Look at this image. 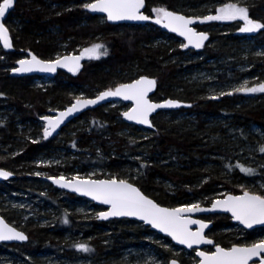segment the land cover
<instances>
[{"label": "trees", "instance_id": "trees-1", "mask_svg": "<svg viewBox=\"0 0 264 264\" xmlns=\"http://www.w3.org/2000/svg\"><path fill=\"white\" fill-rule=\"evenodd\" d=\"M84 1L94 0H16L13 13L5 20L13 48L2 49L5 56H0V102L10 108V120L0 123V167L15 173L16 178L0 183V214L24 231L28 240L22 244H1L0 251L11 260L8 264H131L130 252L150 237L168 245L156 249L165 263L177 258L181 264H189L182 257L183 249L175 255L172 248L176 246L168 237L138 221H99L78 212V202L83 198L54 188L41 176H35L33 169L38 158L54 156L64 158L65 164L39 165L48 171L47 176L98 167V178L111 172L124 179L120 176L122 168L132 164L140 174L126 180L167 207L184 206L199 199L208 204L211 196L222 189L240 194L246 188L233 183L236 179L253 177L264 182V143L259 133L251 132L254 126L264 132V92L222 95L253 75L264 82V28L256 35L254 44H242L239 40L244 37L238 33V23L230 26L220 20L205 22L203 29L211 31L210 42L203 51L212 60L207 63L206 59L192 60L196 51L177 47L171 50L170 45L157 42L164 33L156 26L109 24L106 19L100 22L104 16L90 15L80 8ZM236 1L146 0V12L154 15L151 9L164 8L202 17L208 16V11L216 13L218 5ZM242 1L250 18L264 24V0ZM13 18L18 20L16 26H11ZM194 26L198 30L202 27L198 23ZM95 43L103 44L107 55L86 60L75 76L60 72L57 83L45 91L31 85L35 76L14 77L4 68L15 66L24 51L50 60L61 44L70 49ZM257 47L263 51L257 52ZM206 71L208 77L204 75ZM144 75L157 81L153 100L173 98L185 104L179 110L154 115L152 130L145 131L123 121L122 111L128 105L115 102L81 114L62 128L59 136L34 142L26 139V132L18 135L16 119L31 122L39 119L47 106L70 103L73 88L92 94ZM200 76L205 78L196 79ZM213 96L218 98L211 99ZM251 144L260 145L258 163L237 164L254 170L249 175L234 160L235 151L246 153ZM64 150L70 156H65ZM261 192L264 193L256 191ZM6 195H27L42 203L39 209L31 207L18 212L4 205ZM52 215H56L55 223L41 222ZM212 218L215 221L210 231L220 245H227L229 237L234 243L244 240L235 233H220L222 228L237 227L229 215H209L205 220ZM261 231L264 228L245 231V238ZM78 245H85L90 251H82Z\"/></svg>", "mask_w": 264, "mask_h": 264}, {"label": "snow or ice", "instance_id": "snow-or-ice-1", "mask_svg": "<svg viewBox=\"0 0 264 264\" xmlns=\"http://www.w3.org/2000/svg\"><path fill=\"white\" fill-rule=\"evenodd\" d=\"M145 5V0H94L82 5L88 11L93 13H105L108 21H147L151 17L144 15L141 9ZM14 6V0H2L0 2V41L3 42L5 48L11 47L8 29L5 27L2 19L5 17L9 9ZM153 12L156 18L153 21L156 24L163 23V27L171 32L178 33L187 39L188 44L183 47L192 45L195 48L203 47V42L208 39L204 33H197L190 27L200 18H186L183 15L175 14L164 8H155ZM218 14L208 15L201 19V22L220 20L233 21L242 20L243 27L239 30L244 33L256 32L264 28V24L255 22L249 18L248 9L246 7H238L235 3H229L217 10ZM103 49V52L101 51ZM31 55V53H29ZM84 54L89 59H99L101 55H107V49L103 44H94L90 48L83 50L79 56H65L62 59L57 58L53 62H43L36 56L32 55L31 60H20V67L15 69L17 72H55L57 67H67L69 71L75 72L79 69V61L84 58ZM156 86L154 79L142 77L132 83L122 84L114 90L102 92L96 99L78 98L76 103L61 112L57 119L43 117L47 121V127L44 129V137L51 136L63 119L70 116L81 108L95 105L109 97H121L124 100L134 102V107L130 111L123 113L127 120L135 121L138 124L152 127L149 116L158 108H174L179 107L176 101L168 100L162 104L151 103L148 99V93L153 91ZM237 92H264V84L257 87H247L245 85L236 89ZM231 92L222 93V95H231ZM211 99L218 97L213 96ZM35 142V141H34ZM264 152V148H261ZM240 167L242 172L253 174L252 169ZM11 175L10 172L0 170V177L7 179ZM64 178L54 179L53 182L61 188H71L73 191L80 192L83 195L91 196L93 200H97L102 204L109 205L110 210L101 212L100 219H108L111 217H136L153 228L159 229L161 232L171 236L173 240L182 245L191 248L194 244H212L213 241L206 239L203 235V229L208 227L207 224L200 220L186 218L185 213L204 212L221 210L231 212L232 216L243 224L245 227L251 228L254 224L264 225V196L249 194L247 191L242 196H228L224 200H217L212 204L211 208H202L199 204H193L188 207L168 209L160 207L144 196L139 189L128 183L126 180H91L75 178L74 182L65 183ZM67 223V220H65ZM199 224V231H191L189 225ZM27 237L13 228H10L2 220H0V240H26ZM82 251H90L85 245H78ZM264 240L252 244L251 246L238 247L233 246L231 249H224L215 246V252L208 254L206 252L197 251L196 255L202 259L199 264H249L253 258H257L258 264H264ZM172 264H176L175 261Z\"/></svg>", "mask_w": 264, "mask_h": 264}, {"label": "rangeland", "instance_id": "rangeland-1", "mask_svg": "<svg viewBox=\"0 0 264 264\" xmlns=\"http://www.w3.org/2000/svg\"><path fill=\"white\" fill-rule=\"evenodd\" d=\"M0 2H2V0H0ZM84 3H87V2L84 1L79 6H80L81 9H83L85 12H87V10L82 7V5ZM232 3L237 4L238 7H246L245 5H243L244 2L242 0H238V1L232 2ZM227 4H229V3L218 5L217 8H216V13L212 14V11H208L207 12L208 15H216V14H218L217 10L219 8H221V7H224ZM14 8H15V5H14L13 9L10 11V15L13 13ZM151 11L156 16V14L153 12V9H151ZM248 15H249V11H248ZM203 17H205V16L192 17V18H194V19L195 18H200V19H196V22H195V23H198L199 25L202 26L201 29H199V31H206V32L210 33L211 31L209 29H207V28L203 29L204 28L203 24L205 22H207V21L201 22V19ZM249 18H250V16H249ZM13 19L15 21L14 20L11 21V26H12V24H13V26H16V24H18V20H16V18H13ZM250 19H252V18H250ZM104 20H105V18H102V17L99 19L100 22H103ZM252 20L255 21V22H259V21H256L254 19H252ZM225 22H226V24H228L230 26L233 25L234 23H238L239 24L238 33H239V35H241V32H240L239 29L241 27H243V25H244V22L242 20L237 19V20L225 21ZM163 33H164L163 35H161L159 38H157V40H156L157 42H162V43H165L166 45H170L171 48H172L171 50L175 49L176 47L180 48V49H183V48L187 49L186 47H183V45H185L183 40L180 39V41L177 42V39H179V38H177L176 36L168 34L166 32H163ZM241 36L244 37L243 39L239 40L240 43H242V44H245V43L254 44L256 42L255 41L256 36H244V35H241ZM97 44H99V43H97ZM91 46L85 47L83 45H78V46H76L74 48H70L69 49L67 47V44H61V45H59L60 49L54 54L53 59H50L48 61L56 60L58 57L60 58V57H62L64 55H68V54H82L84 49L90 48ZM204 48L202 50L198 51L196 53V55L191 57L192 60H195V59H206L207 63L212 62L211 59L207 58V54H204V52H203ZM2 49L3 48L0 45V56L3 55L2 54ZM257 50H258L257 52L263 51L262 48H258V47H257ZM28 52H30V51H27V52L24 51V53H21L20 54V59L29 58ZM3 56H5V55H3ZM84 59L85 60H90L88 58L87 54H84ZM16 65L13 66V67L12 66L11 67L5 66L4 68L8 69V71L10 72V75H11V72L16 67ZM196 73H200V72H196ZM204 75H206V77H208L209 73L206 71V72H204ZM35 77L36 78L31 80V82H30L31 85L33 87H35V88H38V89H41L42 91H45L46 89L52 87L53 85H55L57 83L56 79H57L58 76H56L54 78H49V77H44V76H35ZM135 77H137V76H135ZM138 77H140V76H138ZM203 78H205V77H203V76L196 77V79H198V80H203ZM245 82H247V87H249V88L257 87L260 84H264V82H259L258 81L257 76L253 75V76H251V77H249L247 79H244L243 81H241L236 86L230 88L228 92L240 93V92H237L235 90L240 88L241 86L245 85ZM111 88H113V87H111ZM74 90L76 92H74ZM101 91H103V90H96V92L94 91V93H92V94H89V93L87 94L85 89L73 88V91L71 92V99L72 100L70 101V103H68L66 105H63L61 107H59V106L58 107L57 106H47V109L45 110V113H43L41 116H39L38 117L39 119L31 121V122H30V120H23V119L19 120V119H16L15 125L19 129L18 135L19 134L23 135L26 132V139H28V140L37 141V142L45 140L46 139L44 137L45 122L43 121V117H45L47 115H51L52 111L61 110V109L65 108L66 106L70 105L74 100H76L78 98H92V97L97 96ZM242 93H248V92H242ZM120 103H122V102H120ZM127 105L128 106L126 108H124L122 112H126L132 107L131 104H127ZM9 111H10V108L6 105V103L3 102V101L0 102V123L1 122L6 123V122H8V120H10L9 119V113H8ZM147 130L149 131V129H145V131H147ZM251 132L253 134H258L259 133L260 134V141H261V143H264V132L260 128H258L257 126H254L251 129ZM146 135L147 134H145L144 136H146ZM56 136H59V134H57ZM261 143H260V145H261ZM260 145L257 146L255 144H251L250 146H248L246 153H243L241 150L235 151V160H234L235 164L236 165L237 164H242V165L248 166V165H251V164H254V163H258V159H259V157L261 158V154H262V153L259 152ZM1 146H2V144L0 143V151H1ZM64 152H65L64 153L65 156H70L67 153L68 150H67V152L64 150ZM71 152L76 153L75 150H71ZM15 153H17V150L15 151ZM63 159L64 158H62V157L56 158L54 156H44V157L38 158L37 161H36V163H37L36 164V168L33 169L34 175L35 176H47L48 175V171L40 169L39 165H43V166H63L65 164V161ZM122 170H123V175L121 174L120 176L122 178H124L123 180H126V178L136 179V177H138L139 174H140L139 169L135 165H132V164H126L125 167L122 168ZM100 171H101V169L98 168V167H95L94 169H89L86 172H81L80 170H75V171L71 172L69 175L68 174H62L61 177L65 178V179H74V178H77V177L78 178L101 179V178L96 177V175ZM117 175L118 174H116V173L113 174L111 172H107L106 176L104 178H102V179H117V180H121V179L117 178ZM130 176H133V177H130ZM233 183H236L239 186H244L246 188L245 191H248V192L256 193L257 190L264 191V182L262 180H259L258 178L251 177L249 179L247 178V180L236 179V181H234ZM228 193H231V191L228 190V189H225V190L222 189L219 192L214 193L213 196H211V199L208 202V204L205 202V200H200L199 199V200H195V201H193V202H191L189 204H186V205L180 206V207H187V206H191L193 204H199L201 206L209 205L215 199H217L219 197H224ZM258 194L261 195V196H264L263 192L258 193ZM3 203L8 209H13V210H16L18 212H24V211H28L31 207H32V209H34V208L35 209H39L40 208L39 205H41L42 202L38 198L37 199L36 198H31L30 196H27V195H18V196L6 195L5 198H4V202ZM76 210L78 212H85V213H87V214H89L91 216H95L96 218H98L99 213L103 209L100 208V207L96 208L91 201H88V200L84 201V199H83L82 201L78 202V206H77ZM32 213L33 212H30L28 214L31 215ZM55 217H56V215H52L51 217H46L45 219H42L41 222L42 223H46V224L55 223ZM63 219L65 221L66 217H63ZM210 221L214 222L215 219L212 218V219H210ZM219 231H220V233H223L224 235H231L230 233H235L234 234L235 236H238V237H241L242 239H244L241 242L234 243V241L230 240L231 237H229L228 238L229 243H227V245L224 246L225 248H229V247H231L232 245H235V244L250 245V244L257 243V242H259L261 240H264V231L255 232L251 236L250 239L245 238L244 229L240 228L238 226L237 227H232L231 226V227L222 228ZM246 239H248V240H246ZM158 246L168 247L167 244H163L162 243L161 239L148 237L136 249H134V250H132L130 252V256L128 257V260L131 262V264H168L169 262L168 263L164 262L162 254L158 253L156 251ZM181 249H183V251H184L183 254H182L183 259L188 261L189 264H197L198 263V259L196 257V250L195 249L192 250V251H187L184 248H180V247L176 246V248H174V247L172 248V251H173V253L175 255H178L179 253L182 252ZM207 250L211 251V249H207ZM10 261L11 260L7 259L6 253L0 251V264H6V263L8 264V263H10Z\"/></svg>", "mask_w": 264, "mask_h": 264}, {"label": "water", "instance_id": "water-1", "mask_svg": "<svg viewBox=\"0 0 264 264\" xmlns=\"http://www.w3.org/2000/svg\"><path fill=\"white\" fill-rule=\"evenodd\" d=\"M93 2H94V1H93ZM15 3H16V0H14V5H15ZM146 5H147V3H146V0H145V5H144V7L141 9V12H142L144 15H147V16L151 17V19H150V20H147V21H127V20H125V21H116V22H113V21H108V20H107V18H106V14H105V13H99V12H97V13H93V12H91V11H88V10H87V11H88V13H89L90 15H102V16H105L106 21H107V23H109V24H131V25H147V24H151V25H154V26L158 27V28H159L160 30H162L163 32H166V33H168V34H171V35H174V36L180 38L181 40L184 41L185 44H188V41H187V39H186L185 37L180 36L178 33L171 32V31H169L167 28L163 27V23L166 22V21L162 22L161 24H156V23H154L153 21L155 20L156 17H155V16H151V15H149V14L146 13ZM13 7H14V6H13ZM12 9H13V8H12ZM12 9H9L8 12L6 13L5 17L2 19V22L4 23V25H5L6 28H7V26H6V24H5V19L7 18V16L9 15V13H10V11H11ZM168 11H172V12L175 13V14L183 15V16H185L186 18H191L190 16H188V15H186V14H183V13H181V12H179V11H176V10H168ZM190 27L193 28L197 33H204V34H206L207 37H208V39L205 40V41L203 42V47H201V48H195V47H193L192 45H188V47H186V48L189 49V50L200 51V50H202V49H203V48H204V47L210 42L211 35H210V33H208V32L198 31L196 28H194L193 24L190 25ZM7 29H8V28H7ZM260 30H262V29H260ZM260 30H258V31H256V32H251V33H244V32H241V34L244 35V36H256V35L260 32ZM8 32H9V38H10V42H11V47H10V48H5V47L3 46V42H2V41H0V45H1L5 50H8V51H9V50H11V49L13 48V45H12V38H11V34H10L9 29H8ZM29 53H31V55H30ZM28 54H29V58H24V59H20V60H31V56H32V55L36 56V55H35L34 53H32V52H28ZM79 55H81V54H68V55H64V56H62V57H60V58L62 59V58L65 57V56H79ZM36 57H37L39 60L43 61V62H53V61H55V60H53V61H48V60L41 59V58H39L38 56H36ZM20 60H19V61H20ZM84 60H85V59L83 58V59H81V60L79 61V63H80V67H79V69H78L77 71H75V72L69 71L67 67H63V68H61V67H57L56 70H55V72H43V71H38V70H37V71H31V72H17V71H15V69H17V68L20 67V65H19V61H18L16 67L12 70L11 75L14 76V77H26V76H35V75H38V76H44V77L53 78V77H55V76L61 71V72L68 73L69 75H73V76H75V75H77L79 72L82 71ZM142 77H146V78H149V79H154V80L156 81L155 78H153V77H149V76H147V75H144V76H142ZM142 77H140V78H142ZM140 78H138V79H140ZM138 79H136V80H138ZM136 80H133V81H131V82L124 83V84H129V83H132V82H134V81H136ZM121 85H122V84H121ZM119 86H120V85H119ZM117 87H118V86H117ZM115 88H116V87H115ZM115 88H114V89H115ZM114 89H105V90L101 91V92H100L97 96H95V97H92V98H83V99H96V98H97L102 92L107 91V90H114ZM156 90H157V81H156V86H155V88L153 89V91H151V92L148 93V99H149V101H150L151 103H160V104H162V103H164V102H166V101H168V100H172V101H176V102H178L180 106H179V107H174V108H158V109H156V110H155L154 112H152V113L150 114V116H149V120H150V122H151L152 125H153V121H152V119H153L154 115H156L158 112H161V111H164V112H167V111H176V110H179V109H181L182 107L185 106L180 100H178V99H173V98H167V99L160 100V101L152 100V96L154 95V93L156 92ZM76 100H77V99H76ZM76 100H74L72 104L68 105L67 107H65V108H63V109H61V110H55V111H52V112H51V115H47V116H45V117H50V118H52V119H57V118L59 117V114H60L61 112H65V111H67L68 108L72 107V106L76 103ZM117 101H120V102H123V103H127V104H131V105H132L131 108H133V107L135 106V105H134V102L131 101V100H124V99H122L121 97H109V98H107V99H105V100H103V101L98 102V103L95 104V105H89L88 107L81 108L79 111H75V112H73L72 115L65 117V118L63 119V123H61V124L59 125V127H57L56 130H55V131L52 133V135L49 136V137H54V136H56L57 134H59L62 128H64L65 126H67L71 121H73V120H75L76 118H78L81 114H83V113H85V112H87V111H90V110H94V109H96V108H98V107H100V106H102V105L108 104V103H110V102H117ZM131 108H130L128 111H130ZM128 111H126V112H128ZM123 113H125V112H123ZM123 113H122V119H123V121H125V122L128 123V124L136 125V126H139V127H141V128L150 129V130H152V129L154 128V125H153L152 127H148L147 125H142V124H138V123H136L135 121L127 120V119L124 117ZM43 121L45 122V127H47V126H48V125H47V121L44 120V119H43ZM0 170H2V171H7V172H10V173H11V175H10L7 179H4L3 177H0V183H7V182H10V181H12V180H14V179L16 178V174L13 173L12 171L7 170V169H4V168H2V167H0ZM39 178H41L42 180H44V181L50 183L54 188H56V189H58V190H60V191H63V192H66V193H69V194L75 195V196L80 197V198H83V199H87V200L91 201L92 203H94L95 205H97V206H99V207H102L103 210H102L101 212H106V211H109V210H110V206H109V205H105V204L100 203V202L97 201V200H93L91 196L83 195V194H81L80 192L73 191L71 188H61L58 184H56V183L53 182L54 179H58V178H60V177H58V176H54V177H53V176H41V177H39ZM74 179H75V178H74ZM74 179H65V178H64L63 182H65V183H71V182H74ZM80 179H89V178H80ZM90 179H91V180H109V179H93V178H90ZM127 182L130 183V184H132V185H133L134 187H136L137 189H139V191H140L144 196H146L148 199H151L153 202H155L156 204H158L160 207L168 208V209L182 208V207H167V206L160 205V204L157 203L154 199H152L151 197L147 196V195H146V194H145V193H144V192H143V191H142L137 185H135V184H133V183H131V182H129V181H127ZM247 192H248V191H247ZM248 193H249V194L259 195V194L252 193V192H248ZM243 194H244V192H243V193H240V194L228 193V194H226L224 197H220V198L215 199V200H214L213 202H211L209 205H203V206L200 205V206H201L202 208H211V207H212V204H213L215 201H217V200H224V199H226L228 196H242ZM260 196H261V195H260ZM187 207H188V206H187ZM101 212H100V213H101ZM100 213H99V214H100ZM214 214H219V215L226 214V215H229V216L232 218V222H233V223L238 224L240 227H242L243 229H245V230H247V231H252V230H254V229H256V228L264 227V225H261V224H254L251 228L245 227L243 224H241L239 221H237V220L232 216L231 212H225V211H221V210H219V209L214 210V211H204V212L185 213L184 215L186 216V218L193 219V220H200V221L204 222L205 224H207L208 227H206L205 229H203V235L205 236L206 239H210V240L213 241L212 244H199V245L194 244L191 248H189V247H187V245H182V244L177 243L175 240H173V238H172L171 236L167 235V234L164 233V232H161L159 229L153 228L151 225L144 223L143 221L139 220V219L136 218V217H111V216H110L108 219H100V218H99V215H98V219H99V221H110V220H113V219H124V218H127V219H131V220H134V221H138V222L142 223L143 225L148 226V227H149L152 231H154L155 233L160 234V235L165 236V237H168V238L172 241V243H173L175 246H177V247L184 248V249L187 250V251H191V250H194V249H195V250H196V253H197V251H202V252H206V253H208V254H212V253L215 252V246H217V245H215V241H214V239L208 237L206 234H207V232L213 227V222H212V221L204 220V219L201 218V217L208 216V215H214ZM0 220H2V221H3L5 224H7L10 228H13L15 231H18V232H20V233H23V234L27 237L26 240H22V241H21V240H0V245H1V244H22V243H26V242H27V240H28V236H27V234H26L24 231H22V230L16 228L14 225L8 223L7 220H6L1 214H0ZM189 228H190L191 231H199V230H200V226H199V224H191V225H189ZM251 245H252V244H250V245H239V244H235V245H232V246L229 247V248H225V247H223V246H221V245H218V246H220V247H222V248H224V249L227 250V249H231L233 246L244 247V246H251ZM209 246H214V250H213L212 252H208V251L205 250V248H207V247H209ZM262 255H264V254H262ZM196 257H197V259H198V263H197V264H199V262H200V260H201L202 258H201L200 256H197V255H196ZM173 261H175L176 264H181V262H180L177 258H172V259H170V261H169L168 264H172ZM249 264H258V260H257V258H253V261H250Z\"/></svg>", "mask_w": 264, "mask_h": 264}, {"label": "flooded vegetation", "instance_id": "flooded-vegetation-1", "mask_svg": "<svg viewBox=\"0 0 264 264\" xmlns=\"http://www.w3.org/2000/svg\"><path fill=\"white\" fill-rule=\"evenodd\" d=\"M218 215H219V214H218ZM205 217H206V216H205ZM205 217H202V218L205 219ZM235 225H237V224H235ZM237 226L239 227V225H237ZM261 228H264V227H261ZM257 229H260V228H256V229H254V230H252V231H255V230H257ZM210 230H211V229H210ZM210 230L207 232L206 235H207L208 237L214 239V237H212L213 234L211 233ZM244 231H247V230L244 229ZM248 232H250V231H248ZM214 241H215V245H217V244L220 245L215 239H214ZM207 249H211V251H213V250H214V246H209V247H207V248H206V251H208ZM211 251L209 250L208 252H211Z\"/></svg>", "mask_w": 264, "mask_h": 264}, {"label": "bare ground", "instance_id": "bare-ground-1", "mask_svg": "<svg viewBox=\"0 0 264 264\" xmlns=\"http://www.w3.org/2000/svg\"><path fill=\"white\" fill-rule=\"evenodd\" d=\"M261 31V30H260Z\"/></svg>", "mask_w": 264, "mask_h": 264}]
</instances>
